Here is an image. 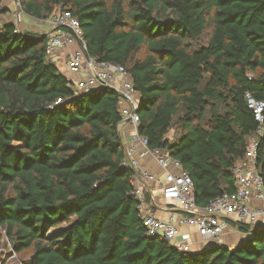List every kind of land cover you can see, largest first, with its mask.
<instances>
[{
  "label": "trees",
  "instance_id": "16d2710c",
  "mask_svg": "<svg viewBox=\"0 0 264 264\" xmlns=\"http://www.w3.org/2000/svg\"><path fill=\"white\" fill-rule=\"evenodd\" d=\"M20 3L37 20L70 10L88 54L131 73L140 133L182 163L198 204L236 189L259 125L246 94L264 100V0ZM7 12L0 0V20ZM17 29L0 32V251L6 234L32 264H264V226L241 223L247 236L232 249L185 252L148 236L123 164L119 93L77 92L48 33ZM257 165L264 179V137Z\"/></svg>",
  "mask_w": 264,
  "mask_h": 264
},
{
  "label": "built area",
  "instance_id": "2783aa9c",
  "mask_svg": "<svg viewBox=\"0 0 264 264\" xmlns=\"http://www.w3.org/2000/svg\"><path fill=\"white\" fill-rule=\"evenodd\" d=\"M15 4L19 30L26 13L20 0ZM44 21L51 27L46 51L54 61L59 60L60 49H68L65 71L77 92L91 93L97 88L110 87L120 95L122 120L119 127L129 122L134 129L125 145L123 164L133 170L132 193L138 199V214L148 236L161 237L179 250L191 252L194 250L192 235L181 231L182 226L195 227L204 243L224 245L228 222L251 226L264 222V179L257 165L260 139L264 137V100L249 92L246 94L248 107L259 125L255 133L248 136L245 156L235 166L236 189L210 200L207 205H200L193 178L182 163L164 149L150 147L148 137L140 133L141 94L131 73L122 65L101 61L88 54L80 20L70 10L54 11ZM61 101L59 98L56 103ZM149 157L164 170V181L158 182L155 173L143 162ZM160 210L167 211L168 216H158ZM2 242L0 264H32V257L24 260L6 234Z\"/></svg>",
  "mask_w": 264,
  "mask_h": 264
},
{
  "label": "crops",
  "instance_id": "0c3cea01",
  "mask_svg": "<svg viewBox=\"0 0 264 264\" xmlns=\"http://www.w3.org/2000/svg\"><path fill=\"white\" fill-rule=\"evenodd\" d=\"M16 0H6L4 1L2 4L4 7H6L7 9V13L2 15V18L7 19V21H12L13 18L11 19V17L15 16L14 12L16 11V4H15ZM25 21L27 22L26 26H22L21 29H28V30H32L33 32H39V27L38 25H35V22L37 19H34L31 16H28L27 14L25 15ZM33 23V24H32ZM39 24V23H38ZM46 25V27L48 28L47 31L50 30V26L49 24H44ZM45 31V30H44ZM48 33V32H46ZM68 49L63 48L62 50L60 49L58 51V59H54V62L58 65L59 69L61 72H63L64 74H66L67 77H69V75L66 73V58L65 55L67 53ZM61 56V57H60ZM73 77L78 78L76 75H74ZM122 138L125 142V145L129 143L130 141V137L132 132L134 131L132 125L129 122H125L123 123V125H121L119 127ZM143 162L147 165V167H149V169L155 173L156 178L158 180V182H162L164 181V175L165 172L164 170L154 161V159H152L151 157L149 158H145L143 159ZM158 197L159 199H162L160 193H158ZM255 204H257V202L255 201ZM158 216L162 217V218H166L168 216V212L164 211V210H160L157 211ZM260 226L263 227L264 226V222H260ZM240 224L236 223V222H228V225L225 227V232H224V246L229 247L230 249L234 248L238 243H240L246 236L247 234L241 229V227L239 226ZM260 227V228H261ZM254 228V227H253ZM181 231L183 232H190L192 235V239H193V249L194 250H200L202 248H204L205 246L209 245L210 242H203L200 239V235L197 231V229L195 227L192 226H182L181 227Z\"/></svg>",
  "mask_w": 264,
  "mask_h": 264
},
{
  "label": "rangeland",
  "instance_id": "374dc122",
  "mask_svg": "<svg viewBox=\"0 0 264 264\" xmlns=\"http://www.w3.org/2000/svg\"><path fill=\"white\" fill-rule=\"evenodd\" d=\"M14 14H16V12H14ZM3 15V14H2ZM25 17L26 16H24V20L21 22V24H20V27H22V26H26V24H27V22L25 21ZM13 18V20H12V22L15 24V25H17L18 26V28H19V23H18V20L16 19V17L14 16H12L11 17V19ZM45 19H41V20H36V22H35V25H38V29H39V32L38 33H46V32H48L47 30H48V28L46 27V25H44V24H48L46 21H44ZM10 21V20H9ZM5 22H8L7 21V19H4V18H1V20H0V32L2 31V25L5 23ZM39 23V24H38ZM33 24V23H32ZM45 30V31H44ZM24 31H31V32H33L32 30H28V29H24ZM140 56H143L144 55V51H142L140 54H139ZM176 134H177V128L175 127L174 129H172L171 131H170V133H169V137L170 138H174L175 136H176ZM255 229H257V228H260L261 226H257V224H255V225H252ZM31 254H32V250H28L27 252H25L24 254H23V256H22V258L23 259H29L30 257H32L31 256Z\"/></svg>",
  "mask_w": 264,
  "mask_h": 264
},
{
  "label": "water",
  "instance_id": "95a60500",
  "mask_svg": "<svg viewBox=\"0 0 264 264\" xmlns=\"http://www.w3.org/2000/svg\"><path fill=\"white\" fill-rule=\"evenodd\" d=\"M260 225H261L260 223H257V226H260ZM154 238H156V237H154ZM210 244H216V243H214V242H210ZM216 245H217V244H216ZM219 247L222 248V247H224V245H219ZM31 261H33V258H32Z\"/></svg>",
  "mask_w": 264,
  "mask_h": 264
}]
</instances>
